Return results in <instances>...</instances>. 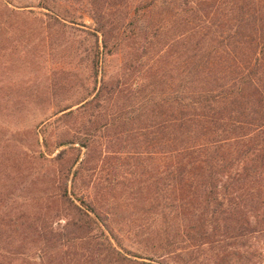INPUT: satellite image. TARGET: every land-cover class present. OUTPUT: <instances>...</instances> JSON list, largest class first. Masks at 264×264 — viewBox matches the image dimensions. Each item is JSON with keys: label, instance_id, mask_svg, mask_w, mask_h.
<instances>
[{"label": "trees", "instance_id": "16d2710c", "mask_svg": "<svg viewBox=\"0 0 264 264\" xmlns=\"http://www.w3.org/2000/svg\"><path fill=\"white\" fill-rule=\"evenodd\" d=\"M74 1L94 24L93 85L31 144L35 192L68 221L35 217L41 260L22 261L66 264L81 245L83 264H264V0H39L24 18L72 21ZM116 158L154 216L134 231L145 253L115 229Z\"/></svg>", "mask_w": 264, "mask_h": 264}, {"label": "rangeland", "instance_id": "374dc122", "mask_svg": "<svg viewBox=\"0 0 264 264\" xmlns=\"http://www.w3.org/2000/svg\"><path fill=\"white\" fill-rule=\"evenodd\" d=\"M38 3L39 0H0V264H27L20 254L24 251L33 253L29 263H39L42 253L34 248L29 228L35 217L49 220L55 230L66 225L67 218L53 215L57 204L39 200L37 193L44 190V183L31 181L35 170L32 153L38 152L31 146L36 136L34 125L43 115L53 112L55 105L78 100L83 87L93 85L87 59L94 41L90 35L94 24L84 3H71L74 20L49 24L24 18L31 16L29 10L40 9ZM117 61L120 60L116 64ZM122 161L116 158L113 164L121 165ZM120 167L114 173L118 184L108 196L119 204L115 208V229L127 250L145 253V245L134 231L154 221V216L148 218L144 212L147 201L129 194L125 179L131 168ZM70 250L74 253L64 260L66 264L92 261L91 248L78 245Z\"/></svg>", "mask_w": 264, "mask_h": 264}]
</instances>
